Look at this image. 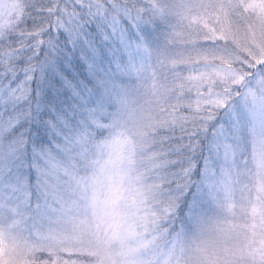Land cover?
Instances as JSON below:
<instances>
[{
	"label": "rangeland",
	"instance_id": "374dc122",
	"mask_svg": "<svg viewBox=\"0 0 264 264\" xmlns=\"http://www.w3.org/2000/svg\"><path fill=\"white\" fill-rule=\"evenodd\" d=\"M125 2L147 38L112 99L52 152L46 183L34 167L39 142L25 153L24 137L12 134L29 108L5 86L16 72H0V264H264V0H114ZM43 4L52 27L77 4L106 6L0 0V41L27 6ZM209 115L224 132L207 133L198 179L194 165L188 179L168 172L175 140ZM171 179L199 193L178 225Z\"/></svg>",
	"mask_w": 264,
	"mask_h": 264
},
{
	"label": "snow or ice",
	"instance_id": "6c2138e0",
	"mask_svg": "<svg viewBox=\"0 0 264 264\" xmlns=\"http://www.w3.org/2000/svg\"><path fill=\"white\" fill-rule=\"evenodd\" d=\"M105 5L102 12H93L91 6L75 5L77 12L67 22L49 27L44 33L48 37L47 43L31 49V55L19 61L20 71L5 76L10 81L5 86L14 98L29 104L24 115L31 128L22 131L24 124L12 127L13 135L24 137L23 151L28 152L33 139L48 140L46 145L38 144L34 165L38 183L53 178L52 152L59 151L62 144L70 141L75 130L90 125L102 111L112 99L111 90L116 81L123 79L125 70L139 52L141 41L147 38L145 27L132 15L130 5L125 2L118 6L114 0H105ZM20 73L24 74L23 81L17 83L12 77L18 78ZM207 119L211 123L205 126L206 133L215 138L224 132V125L219 124L217 128L219 122L212 115ZM184 151L181 145L173 148L177 156ZM170 166L179 169L173 175L185 179L194 171L184 165L183 159L173 160ZM173 183L178 195L183 196L185 206L189 201L195 202L199 195L197 190L178 180Z\"/></svg>",
	"mask_w": 264,
	"mask_h": 264
},
{
	"label": "trees",
	"instance_id": "16d2710c",
	"mask_svg": "<svg viewBox=\"0 0 264 264\" xmlns=\"http://www.w3.org/2000/svg\"><path fill=\"white\" fill-rule=\"evenodd\" d=\"M101 1H103L105 4L104 0H101ZM46 4H43L44 6L43 5L27 6L26 7V13L27 14L25 17L26 20L24 21V23L18 22L16 24V30L13 31L14 33L12 35L8 36L7 39H5V40H8L7 43L0 41V43L2 42L0 44V51H1L0 52V72H3V69L8 68V67H11V69L15 72L20 71L22 66H20L19 61L29 57L31 55V49L39 47V45L41 43H45V44L47 43L48 37L46 35H44V33L47 31V29L49 27L53 26L52 23H53V19L55 17V14L48 13V11H50L52 9V6H48ZM60 6H61V4H60ZM25 35H27V37ZM3 51H6V52L8 51V52H12V53L8 54V55H4V54H2ZM13 54H16V56L11 57ZM33 89H35V87ZM35 95H36V93H35V91H33V96L35 97ZM31 107L34 108L35 104L32 103ZM23 123L29 129L31 128V123L28 120H26V118L24 119ZM197 132L199 133V135L197 136L196 140H194L192 138H190V139L188 138V137L196 136L195 134ZM34 136H35V133H33V137ZM202 137H204V138L202 140H200ZM208 140H209V136L205 132L204 126L200 130L189 129V130H187L181 134V137L179 140H175V141H178V143L176 145L184 146L185 151L183 153H181L179 156H177L174 152H172V153H170V156H172L173 160L183 159L185 166L187 165V163L190 164V167L192 165L195 166L196 171H195V174H193L192 180L198 179V175H196V173L200 172L202 165L205 161L206 154H207V146H208V150H209L210 141H208ZM38 142H39V144H44V145L46 144L45 142H41V141H38ZM184 143H185V145H186V143H188L190 145H193L195 143L198 147H200V150L194 149L193 151H191V150L188 151V149H186ZM175 146H174V148H175ZM160 151L162 153V152L167 151V150L162 149ZM197 151H199L198 152L199 155L196 154ZM188 152H189V154H188ZM190 154H192V155L189 159ZM192 157H195L194 160H197V161L195 162L194 160H192L191 159ZM186 159H188L190 161H187ZM167 170L171 174H173L174 171H179V169L174 170L172 167L168 168ZM174 180H178V182L181 183L182 185L189 184L188 181H182L181 179H171L170 180V181H172L171 186L175 189H176V184L173 183ZM181 197H182V199L180 200V205H178V207H180V209L175 210V212L173 214L174 215L173 220H175L176 225H178L179 222L180 223L182 222L183 217H184V211L183 210H185V207H186L185 206V200H184L183 196H181Z\"/></svg>",
	"mask_w": 264,
	"mask_h": 264
}]
</instances>
